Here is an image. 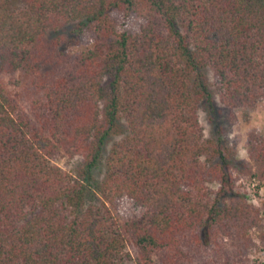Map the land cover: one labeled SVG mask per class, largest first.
Listing matches in <instances>:
<instances>
[{
  "label": "trees",
  "instance_id": "1",
  "mask_svg": "<svg viewBox=\"0 0 264 264\" xmlns=\"http://www.w3.org/2000/svg\"><path fill=\"white\" fill-rule=\"evenodd\" d=\"M206 69L226 106L264 100V0H0V264H255L237 181L264 182V133L249 161L204 137Z\"/></svg>",
  "mask_w": 264,
  "mask_h": 264
},
{
  "label": "rangeland",
  "instance_id": "2",
  "mask_svg": "<svg viewBox=\"0 0 264 264\" xmlns=\"http://www.w3.org/2000/svg\"><path fill=\"white\" fill-rule=\"evenodd\" d=\"M67 36H71L70 27L67 26L62 31ZM50 35L54 33L50 32ZM89 46V41L82 44H74L68 47L69 51H78L84 47ZM208 83L214 95V106L212 108L200 107L198 111V118L203 128L205 138H214L221 136L224 146L234 150L235 156L238 160L249 161L247 153L246 139L251 131H258L264 133V100L258 101L255 106L250 109L241 110L231 108L223 104L214 88L212 72L206 69ZM5 83L11 91H18L21 89L23 83L18 82L22 80L19 74L12 76H3ZM125 126V124H124ZM122 137L119 135H112L108 137L103 145V155H106L111 145ZM53 162L61 167L64 171L75 174L82 165L80 157H63L59 156L53 159ZM104 174V163H100L94 170V175L101 179ZM212 188H216L215 182L209 183ZM237 190L241 192L251 204L261 209L264 216V182L258 183L257 180H249L241 176L237 181ZM99 203V201H96ZM113 214L120 217L124 211H132L131 208H120L118 211L112 210ZM257 247L249 249L248 258L250 263L264 264V241L259 242L255 239ZM125 257L122 264H138L135 260L134 251L127 245L125 247Z\"/></svg>",
  "mask_w": 264,
  "mask_h": 264
}]
</instances>
